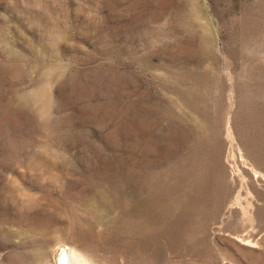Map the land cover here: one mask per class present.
Masks as SVG:
<instances>
[{
	"label": "rangeland",
	"instance_id": "rangeland-1",
	"mask_svg": "<svg viewBox=\"0 0 264 264\" xmlns=\"http://www.w3.org/2000/svg\"><path fill=\"white\" fill-rule=\"evenodd\" d=\"M64 249L264 264V0H0V264Z\"/></svg>",
	"mask_w": 264,
	"mask_h": 264
},
{
	"label": "bare ground",
	"instance_id": "bare-ground-1",
	"mask_svg": "<svg viewBox=\"0 0 264 264\" xmlns=\"http://www.w3.org/2000/svg\"><path fill=\"white\" fill-rule=\"evenodd\" d=\"M70 254V255H69ZM57 264H92L91 261H82L75 253L71 251L68 253L67 249L61 251L57 257Z\"/></svg>",
	"mask_w": 264,
	"mask_h": 264
}]
</instances>
